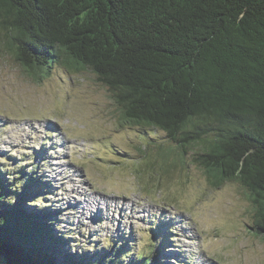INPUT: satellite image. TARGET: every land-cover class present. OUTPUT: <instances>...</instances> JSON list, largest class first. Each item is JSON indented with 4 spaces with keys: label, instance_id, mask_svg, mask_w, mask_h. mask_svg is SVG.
<instances>
[{
    "label": "trees",
    "instance_id": "trees-1",
    "mask_svg": "<svg viewBox=\"0 0 264 264\" xmlns=\"http://www.w3.org/2000/svg\"><path fill=\"white\" fill-rule=\"evenodd\" d=\"M3 48L36 81L54 67L94 74L139 129L131 162L164 147L212 186L239 183L264 236V0H0ZM49 190L35 168H0L4 264H156L160 251L127 241L72 252L49 209L28 203Z\"/></svg>",
    "mask_w": 264,
    "mask_h": 264
},
{
    "label": "rangeland",
    "instance_id": "rangeland-1",
    "mask_svg": "<svg viewBox=\"0 0 264 264\" xmlns=\"http://www.w3.org/2000/svg\"><path fill=\"white\" fill-rule=\"evenodd\" d=\"M40 77L2 49L0 168L41 172L50 190L28 203L49 209L72 252L102 256L127 241L131 253L160 251L156 264H264V236L239 183L212 186L190 157L187 169L161 157L164 147L131 162L139 129L122 121L94 74L54 67Z\"/></svg>",
    "mask_w": 264,
    "mask_h": 264
},
{
    "label": "water",
    "instance_id": "water-1",
    "mask_svg": "<svg viewBox=\"0 0 264 264\" xmlns=\"http://www.w3.org/2000/svg\"><path fill=\"white\" fill-rule=\"evenodd\" d=\"M1 264H4V262L2 261V263Z\"/></svg>",
    "mask_w": 264,
    "mask_h": 264
},
{
    "label": "bare ground",
    "instance_id": "bare-ground-1",
    "mask_svg": "<svg viewBox=\"0 0 264 264\" xmlns=\"http://www.w3.org/2000/svg\"><path fill=\"white\" fill-rule=\"evenodd\" d=\"M79 204V203H78ZM106 204V203H105Z\"/></svg>",
    "mask_w": 264,
    "mask_h": 264
}]
</instances>
